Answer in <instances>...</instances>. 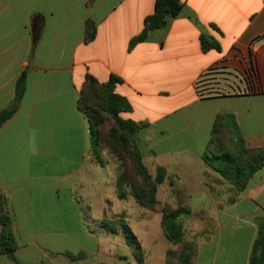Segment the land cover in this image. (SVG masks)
Instances as JSON below:
<instances>
[{
  "label": "crops",
  "instance_id": "1",
  "mask_svg": "<svg viewBox=\"0 0 264 264\" xmlns=\"http://www.w3.org/2000/svg\"><path fill=\"white\" fill-rule=\"evenodd\" d=\"M179 1L178 16L131 46L156 0H0V114L25 78L0 126L1 215L16 240L0 264H121L125 241L89 218L103 205L104 175L77 105L88 75L118 79L115 93L131 105L121 116L146 125L136 144L150 172L166 171L158 193L191 211L181 222L196 247L192 264H249L264 218V167L238 193L202 155L225 113L246 148L264 147V0ZM202 35L220 49L204 52ZM147 237L143 263H132L165 264L174 247L161 215Z\"/></svg>",
  "mask_w": 264,
  "mask_h": 264
},
{
  "label": "trees",
  "instance_id": "2",
  "mask_svg": "<svg viewBox=\"0 0 264 264\" xmlns=\"http://www.w3.org/2000/svg\"><path fill=\"white\" fill-rule=\"evenodd\" d=\"M183 9L179 0H156L154 13L145 19L143 32L136 37L131 46L146 40L148 35L155 30L164 28L168 19L178 16ZM96 36V27L93 22L87 23L86 40L91 41ZM201 45L204 52L212 49L219 50V45L206 35L201 36ZM118 79L112 77L108 83L101 84L92 76H87L81 89L77 105L84 115L89 128L91 149L94 159L101 164L100 152L102 139L100 127L104 124L103 114L109 115L114 121V127L109 132V145L118 149L121 154L132 157L134 171L141 176L145 188L132 185L135 199L141 207H149L156 211L158 205L157 193L159 186L166 181V171L162 167L156 169L155 175L143 163V157L136 144L137 136L146 128L145 124H138L130 119H124L121 114L131 111L130 103L122 96L115 93ZM25 90L24 75L18 80L16 99L14 105L0 114V126L6 122L18 108ZM203 161L228 181L236 190H246L253 176L264 167V147L248 149L240 132L235 117L232 114H220L216 117L210 142L202 155ZM146 189V198L141 190ZM161 226L167 240L177 248L166 253L165 264H192L196 256L195 244L186 238V233L181 220L190 216L188 206L173 208L169 204L162 205ZM2 231L0 235V253L10 254L16 248V240L11 230V223L3 215L0 216ZM108 232L122 234L128 245L140 248L139 241L126 221L119 223L105 222L100 225ZM249 264H264V218L258 223V232L253 244Z\"/></svg>",
  "mask_w": 264,
  "mask_h": 264
},
{
  "label": "rangeland",
  "instance_id": "3",
  "mask_svg": "<svg viewBox=\"0 0 264 264\" xmlns=\"http://www.w3.org/2000/svg\"><path fill=\"white\" fill-rule=\"evenodd\" d=\"M103 117L105 121L100 127V135L102 139L100 158L102 163L99 164L96 162L91 147L90 156L92 163L98 167L99 172L104 175V201L103 205L100 203L99 206L95 204L93 213L89 215V218L90 216L91 218L93 217L99 225L111 221L113 223H119V220L126 221L138 239L140 248L135 247L134 245H128L125 242L128 246L124 244L118 250L120 253L121 264H133L134 262L143 263L146 246L148 245V223H151V219L154 218L155 215H161L160 209L162 205L168 204L167 202H164L168 191L166 190L167 192L161 191L157 193L159 206H156V211L151 210L149 207H141L138 204L134 196L135 191L133 190L132 185H136L138 188H145L143 178L135 173V166L130 155L121 154L117 148L112 149L110 147L109 132L115 124L109 115L103 114ZM144 162L148 167V162ZM152 174L153 176L155 175V173ZM145 192L146 189L141 190V194L146 198ZM174 199L176 200V196ZM169 205L172 207L176 206L172 204ZM100 228L104 230L106 238L107 236H112L118 237L115 239L124 240L121 233L118 232L117 234H112L108 232L106 228L101 226ZM173 247L172 250L177 248L174 245ZM114 250H116V247ZM123 258H125V260ZM170 264H174L173 258L170 259Z\"/></svg>",
  "mask_w": 264,
  "mask_h": 264
},
{
  "label": "water",
  "instance_id": "4",
  "mask_svg": "<svg viewBox=\"0 0 264 264\" xmlns=\"http://www.w3.org/2000/svg\"><path fill=\"white\" fill-rule=\"evenodd\" d=\"M2 212H3V205H2V202L0 200V216H1Z\"/></svg>",
  "mask_w": 264,
  "mask_h": 264
}]
</instances>
